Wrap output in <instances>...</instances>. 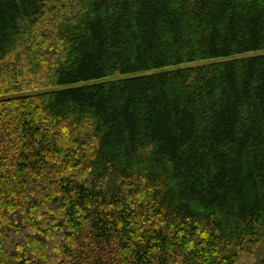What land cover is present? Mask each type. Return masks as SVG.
<instances>
[{"label":"trees","instance_id":"trees-1","mask_svg":"<svg viewBox=\"0 0 264 264\" xmlns=\"http://www.w3.org/2000/svg\"><path fill=\"white\" fill-rule=\"evenodd\" d=\"M0 264H264V0H0Z\"/></svg>","mask_w":264,"mask_h":264}]
</instances>
